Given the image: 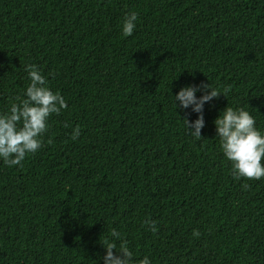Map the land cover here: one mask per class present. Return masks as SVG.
<instances>
[{
  "label": "trees",
  "instance_id": "16d2710c",
  "mask_svg": "<svg viewBox=\"0 0 264 264\" xmlns=\"http://www.w3.org/2000/svg\"><path fill=\"white\" fill-rule=\"evenodd\" d=\"M26 64L68 107L0 162V264H95L113 228L152 264H264V177L232 178L213 124L229 105L264 130V0H0V111ZM206 83L227 93L193 140L172 96Z\"/></svg>",
  "mask_w": 264,
  "mask_h": 264
},
{
  "label": "clouds",
  "instance_id": "9594fccd",
  "mask_svg": "<svg viewBox=\"0 0 264 264\" xmlns=\"http://www.w3.org/2000/svg\"><path fill=\"white\" fill-rule=\"evenodd\" d=\"M137 13L125 15L121 25V34L131 36L136 28ZM28 83L22 92L16 95L0 111V162L9 168L21 166L26 156L37 152L43 137L49 128V117L59 114L68 107L65 98L59 91H52L45 76L35 64H26L23 68ZM201 93L197 95V93ZM211 83L186 84L172 96V103L177 108L188 109L196 113V119H183L186 135L193 140H200L201 129L204 127V106L213 98L223 94ZM178 102V104H177ZM215 139L224 160L231 165L230 174L234 180H259L264 177V130L257 127L253 115L243 107L227 105L214 119ZM80 135V128L72 129L71 139ZM50 142V141H49ZM147 230L155 233L154 222L145 221ZM198 232L193 235H198ZM110 239L101 241L103 254L98 256L95 264H152L145 255L137 257L130 249L128 242L115 228L110 230Z\"/></svg>",
  "mask_w": 264,
  "mask_h": 264
}]
</instances>
